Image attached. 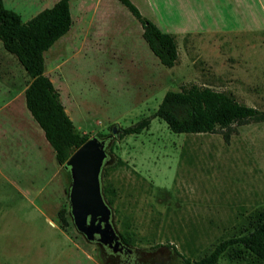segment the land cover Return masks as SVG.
Listing matches in <instances>:
<instances>
[{
  "label": "rangeland",
  "instance_id": "obj_1",
  "mask_svg": "<svg viewBox=\"0 0 264 264\" xmlns=\"http://www.w3.org/2000/svg\"><path fill=\"white\" fill-rule=\"evenodd\" d=\"M2 1L27 23L59 0ZM130 1L162 32L181 34L174 1ZM257 10L249 23L236 14L228 40L176 36L180 57L170 72L118 0H70L72 26L44 54V74L75 128L106 143L102 193L116 231L131 239L128 264H177L171 247L199 260L264 214V121L175 134L155 116L166 92L191 85L264 112V32L238 31L263 24ZM28 82L0 43V264H125L76 230L70 174L25 107ZM141 123L140 133L123 134ZM31 142L43 144L35 158L28 157ZM217 264L262 263L233 246Z\"/></svg>",
  "mask_w": 264,
  "mask_h": 264
},
{
  "label": "trees",
  "instance_id": "obj_2",
  "mask_svg": "<svg viewBox=\"0 0 264 264\" xmlns=\"http://www.w3.org/2000/svg\"><path fill=\"white\" fill-rule=\"evenodd\" d=\"M118 1L140 23L142 37L159 63L165 68L174 67L178 60L175 36L162 32L144 18L130 0ZM71 26L70 0L57 1L27 23H23L16 12L5 8L0 0V43L29 77L24 90L26 109L42 130L57 163L63 166L88 137L75 128L65 112L59 91L45 76L44 54L70 31ZM155 116L175 134H211L217 129L228 131L233 125L264 121V112L237 102L230 94L197 85L166 92ZM145 126L141 123L124 129L123 134H138ZM224 138L228 139L227 134ZM59 216L65 222L61 213ZM120 237L125 245L131 243L129 236ZM233 246L242 247L264 264V214L251 225V229L221 241L199 260L192 261L179 254L175 247L171 248L180 258L177 264H217Z\"/></svg>",
  "mask_w": 264,
  "mask_h": 264
},
{
  "label": "water",
  "instance_id": "obj_3",
  "mask_svg": "<svg viewBox=\"0 0 264 264\" xmlns=\"http://www.w3.org/2000/svg\"><path fill=\"white\" fill-rule=\"evenodd\" d=\"M106 159L105 141L93 137L69 157L64 169L69 171L71 179L68 200L76 230L87 241L108 246L116 253L122 252L125 246L102 193L101 172Z\"/></svg>",
  "mask_w": 264,
  "mask_h": 264
},
{
  "label": "crops",
  "instance_id": "obj_4",
  "mask_svg": "<svg viewBox=\"0 0 264 264\" xmlns=\"http://www.w3.org/2000/svg\"><path fill=\"white\" fill-rule=\"evenodd\" d=\"M172 1L175 2V5H173V7L176 9L174 13H177L178 20L176 22L178 25H180L179 29L181 30V34L174 35L176 39H177L176 36L180 35L182 37L188 36L193 40H197V41H207V40L224 41L226 39L228 40L229 35H232L234 32V27L228 26V24L233 23L232 19L236 16V14L243 17L245 21L249 23L250 20L248 19H250L251 10L255 7L258 9L257 11H259L262 16L263 24L259 22V24L253 28L249 27L250 25H248L245 28L243 27L242 29H239L238 31L264 32V0H254V1L252 0H172ZM245 21L241 22L240 24H246ZM191 25H194V28H192ZM182 37H178V41ZM178 46H179V42L177 44V47ZM178 53H179V47H178ZM179 57L180 55L178 54L177 62L179 61ZM177 62L174 68L170 70V72L177 71V66H178ZM20 94H22V91L20 92ZM11 104H12L11 102H8L6 106H10ZM73 104H77V101L74 100ZM35 133H36L35 134L36 137H39L38 139H40V136L38 135L37 131ZM32 140L33 138H31V141ZM42 145L43 144H38V143L32 144L31 142L28 157H32V158L37 157V154L39 153L41 147H43Z\"/></svg>",
  "mask_w": 264,
  "mask_h": 264
},
{
  "label": "flooded vegetation",
  "instance_id": "obj_5",
  "mask_svg": "<svg viewBox=\"0 0 264 264\" xmlns=\"http://www.w3.org/2000/svg\"><path fill=\"white\" fill-rule=\"evenodd\" d=\"M121 243H122V245L125 246V249H123L122 252H117V253H119L120 255L122 254V256H123V258H124V263H125V264H128V263H129V258L131 257V254H132V250H131L129 247H127V246L122 242V239H121ZM104 247L110 249L108 246H104Z\"/></svg>",
  "mask_w": 264,
  "mask_h": 264
}]
</instances>
